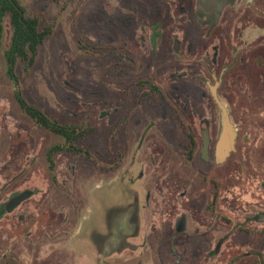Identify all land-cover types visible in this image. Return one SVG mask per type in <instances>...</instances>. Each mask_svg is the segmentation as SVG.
Wrapping results in <instances>:
<instances>
[{
    "label": "rangeland",
    "instance_id": "374dc122",
    "mask_svg": "<svg viewBox=\"0 0 264 264\" xmlns=\"http://www.w3.org/2000/svg\"><path fill=\"white\" fill-rule=\"evenodd\" d=\"M19 1L40 15V28L52 27L34 66L17 68L21 93L50 119L80 128L84 136L77 146L96 161L55 154L51 179L47 150L64 139L35 125L14 98L3 56L12 35L6 20L0 50V264H168L150 250L165 238L160 226V234L150 231L148 208L163 220L165 202H178L171 210L188 216L187 200L198 201L197 216H210L203 211L210 210L212 197L210 164L199 153L206 125L214 145L219 137L220 113L210 89L215 83L237 132L236 154L214 170L218 200L228 201L231 185L241 188L246 175L258 186L264 159V0H236L216 25H201L193 9L177 15L172 0ZM156 24L164 37L153 52L147 27ZM176 42L184 53L173 70ZM147 73L163 91L170 87L182 105L178 113L171 115L151 92L142 98L147 110L134 104L133 84ZM190 129L197 144L191 164L183 159ZM27 191L32 197L7 213L10 200ZM205 237L203 244L210 238ZM224 247L219 264L227 263ZM184 259L195 264L189 253Z\"/></svg>",
    "mask_w": 264,
    "mask_h": 264
},
{
    "label": "flooded vegetation",
    "instance_id": "af4514ba",
    "mask_svg": "<svg viewBox=\"0 0 264 264\" xmlns=\"http://www.w3.org/2000/svg\"><path fill=\"white\" fill-rule=\"evenodd\" d=\"M172 1L175 9L177 10V15H185L186 12L188 13L193 9L194 11L192 13L196 14V17L198 18V21L199 23H201V25H206L207 21H211L212 25H216L217 23H219L224 10L233 5L236 0H194V8H192L193 0ZM147 31L148 40L151 49L154 52L155 49L161 46V42L163 41L164 37V29H162L161 24H156L147 27ZM200 46L203 47V45ZM183 53L184 50L181 49L179 43L176 42L173 47V54L175 55V58L178 62L174 63L173 70H176L177 66L181 65L180 61H182L181 56L183 55ZM217 57L219 58L217 47H214L213 61L215 63L217 61ZM136 59L137 61L135 63H137L138 65L139 61L137 56ZM145 76H147L148 79L146 78L137 81L135 84H133L132 87V100L137 107L142 106L141 108H144L146 110L149 108V106H144L145 100L143 101L142 98L144 97V94H148L149 92H151L153 96H156L163 103L165 109L171 115H173V112L178 111L177 106L178 108L182 109L180 100L175 95H173V93L171 94L168 91L170 87H166L165 89L167 91L165 92L163 91L164 88L160 89L157 84V87L155 86L154 81L149 78L150 75L148 73L145 74ZM177 76H183V73L178 74ZM218 87H220V82ZM218 87L216 88V94ZM216 107L218 108L217 105ZM204 132L207 133L209 142L207 159H203L201 150L199 156L204 164H210V182H212L210 191L212 193V197L210 199V210H207L206 206L205 210H203L206 214H210V216L206 215L204 219H201V216H197L198 213H201V205H198V201L187 200L190 203L191 208L189 211V215L187 216V211L183 210V214L177 213L179 212V209H177V211H172L171 207L178 208V202H176L177 205H171L169 204L171 202L169 200L164 203V207H166L167 210L165 212L166 215L163 216V220L160 219L161 216L158 217L159 220L155 219L157 217H155V215H153V212L148 208L150 205V200L148 199L149 195L143 188L146 193V201L148 204L147 208L152 215L151 218L154 221V226H150V231H152L154 234H160V232H157V228L160 226L159 229L163 230L162 234L163 238H165L164 245L160 247L158 245L155 246V244L153 243V248H151L150 250L153 252V256H166L169 259L168 264H183L182 262L185 260L184 257L187 256L188 253L190 256H192V260L195 264H203V256L204 258L206 257V264H219V261H217L218 253L220 249L225 246L224 249L227 253L226 264H264V159L261 168H259L260 176L258 186L250 185V180L246 175V183L242 185L241 188L239 184L231 185V189L229 190L230 193H228V201H219L218 197L220 196L219 191L221 185H219L218 183V176L214 170L216 169V167L224 165L225 163L230 161V158H232V156L236 154L237 136L235 139L233 151L228 155V157H226L223 162H218L216 157V145L219 137L217 138V141L214 145L213 141H211L212 137H210L209 135L210 133L207 129V125ZM186 137L188 141L186 153L183 154V159L191 164L196 160L197 144L195 136L192 134L191 129L190 132L186 133ZM53 147H60V145H55ZM211 148L214 150V152ZM59 153L62 152H55V154ZM55 154L53 155L55 156ZM235 162L239 165L238 160H236ZM16 196L18 195H15L13 199ZM20 205L15 207L11 212L17 209ZM191 213L193 214L191 215ZM208 219H211L212 221L210 222V220ZM191 225L194 227L193 231H189V226ZM183 228L185 229L184 231ZM195 229L198 230L195 231ZM207 235H209L210 237L209 241H206L203 244L202 237L206 238L205 236ZM191 237H194L196 239L192 241ZM203 245H205V247ZM206 246L211 247V249L209 251H205L207 249Z\"/></svg>",
    "mask_w": 264,
    "mask_h": 264
},
{
    "label": "trees",
    "instance_id": "16d2710c",
    "mask_svg": "<svg viewBox=\"0 0 264 264\" xmlns=\"http://www.w3.org/2000/svg\"><path fill=\"white\" fill-rule=\"evenodd\" d=\"M9 21L11 40L9 47L3 52L6 76L15 87L14 98L23 111L35 125L53 134L62 136L65 144L60 147H50L46 158L49 165L50 177L55 181V152H71L84 155L87 159L96 161L93 153L77 146L84 133L80 128L62 125L50 119L43 111L29 104L20 89L17 68L19 65L29 71L35 64L40 47L51 36L52 27L47 25L40 28V15L29 13L19 0H0V50L5 32V22Z\"/></svg>",
    "mask_w": 264,
    "mask_h": 264
},
{
    "label": "water",
    "instance_id": "95a60500",
    "mask_svg": "<svg viewBox=\"0 0 264 264\" xmlns=\"http://www.w3.org/2000/svg\"><path fill=\"white\" fill-rule=\"evenodd\" d=\"M219 86V82L216 83L215 86L211 87V94L212 97L218 106L219 113H220V132H219V139L216 145V157L218 162H223L226 157L233 151L234 143L237 136V132L235 130L234 125L232 124L228 110L219 100L216 94V88ZM208 135L206 132L203 133V145L201 149L202 157L204 160L207 159V152H208ZM33 195L32 192L27 191L18 196L14 199L10 200V202L6 205V212H11L15 207L20 205L23 201L27 200Z\"/></svg>",
    "mask_w": 264,
    "mask_h": 264
}]
</instances>
